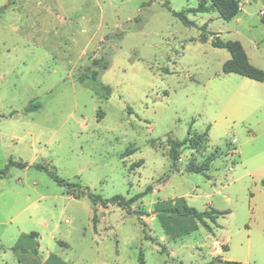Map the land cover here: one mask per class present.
<instances>
[{"label":"rangeland","instance_id":"1","mask_svg":"<svg viewBox=\"0 0 264 264\" xmlns=\"http://www.w3.org/2000/svg\"><path fill=\"white\" fill-rule=\"evenodd\" d=\"M198 1L0 0V170L28 164L0 178V264H264V80L223 73L210 34L264 72V3L239 0L230 21L187 13L196 26L173 15ZM98 58L96 94L78 78ZM188 130L205 135L175 169L169 142ZM211 156L207 175L186 171ZM38 163L104 198L152 190L102 206ZM180 198L228 213L208 231L161 211Z\"/></svg>","mask_w":264,"mask_h":264},{"label":"trees","instance_id":"2","mask_svg":"<svg viewBox=\"0 0 264 264\" xmlns=\"http://www.w3.org/2000/svg\"><path fill=\"white\" fill-rule=\"evenodd\" d=\"M211 10H215L218 13V16L223 19L224 21H230L233 19L240 10L239 0H199L196 7L188 8L184 11L175 12L173 11V15L177 17L184 25L186 26H196V23L193 20H190L187 17V13L197 14V13H206ZM214 37L211 41V44L215 47H222L228 50L230 57L226 61H224L222 65V72L223 73H235L241 75L243 77H247L250 79H254L256 81H263L264 80V72L250 63L247 54L242 46V44L237 40H227L222 41L217 33L210 32ZM207 37L204 33H201L199 37V41L205 42ZM92 68H94L91 72L83 74L80 76L78 80L81 83L87 84L93 88L94 92L98 94V89L95 88V82L93 81L98 80V71L104 70L108 67V62L101 58L93 59L90 62ZM167 72V71H166ZM94 84V85H92ZM107 91L105 94V98L109 95V88L106 87L105 90ZM208 130V128H206ZM189 130L187 135L181 140H170L169 142V149L168 155L171 159V165L173 168L176 169V162L179 159L180 155V148L181 147H196L197 144L200 143L202 137L205 135L197 134L195 138L189 136ZM214 159V156L209 157L205 161L201 162L200 164H189L187 165L186 171L188 172H197L203 173L207 175L206 172L209 170V164ZM142 162L141 160L136 162L134 166L140 165ZM10 166H15L18 168H25L28 166L26 162H19L10 159L6 166L0 170V178L6 176L7 169ZM32 167L44 171L54 182L58 185L65 187L66 192L71 194L73 197H82L86 196L92 202L100 203L102 206H107L108 204H115L120 207H127L129 203L133 202L137 198L141 197L144 193L151 191L152 187L148 185L144 192L134 195L131 198L126 199L122 195H115L110 198H104L100 194L93 193L89 190L87 186L82 187L80 183L77 182H69L63 178H61L54 166L51 165H42V164H35ZM260 184L264 189V177L260 179ZM180 204L175 206H170L168 208H162L161 211L166 214L167 216L176 215L179 217H191L195 219L199 224L205 227L208 231L212 230L211 225L209 222L215 224L216 219L220 215H225L228 213L227 210H218L213 207H209L206 210H197L195 207L188 206L185 203L183 198L179 199ZM141 215V214H140ZM193 229V228H192ZM196 229V226L194 227ZM35 233H31L34 235ZM22 243L19 242L14 249L21 247ZM227 246H223V250H226ZM51 261H56L57 264H67L65 262L60 261L54 255L50 256ZM220 264H243L239 261L234 260H219Z\"/></svg>","mask_w":264,"mask_h":264},{"label":"crops","instance_id":"3","mask_svg":"<svg viewBox=\"0 0 264 264\" xmlns=\"http://www.w3.org/2000/svg\"><path fill=\"white\" fill-rule=\"evenodd\" d=\"M255 2H261L264 3V0H255ZM264 11V10H263ZM248 57V56H247ZM249 59V58H248ZM250 61V60H249ZM251 63V62H250ZM252 64V63H251ZM255 66V65H254ZM254 80V79H253ZM256 81V80H255ZM221 260V259H220Z\"/></svg>","mask_w":264,"mask_h":264},{"label":"built area","instance_id":"4","mask_svg":"<svg viewBox=\"0 0 264 264\" xmlns=\"http://www.w3.org/2000/svg\"><path fill=\"white\" fill-rule=\"evenodd\" d=\"M261 13H264V11H261Z\"/></svg>","mask_w":264,"mask_h":264}]
</instances>
